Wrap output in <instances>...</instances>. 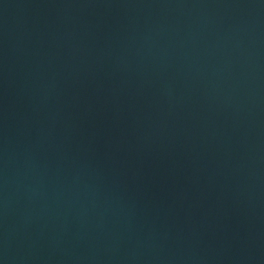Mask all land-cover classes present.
I'll return each instance as SVG.
<instances>
[{
  "label": "water",
  "instance_id": "obj_1",
  "mask_svg": "<svg viewBox=\"0 0 264 264\" xmlns=\"http://www.w3.org/2000/svg\"><path fill=\"white\" fill-rule=\"evenodd\" d=\"M0 264H264V0H0Z\"/></svg>",
  "mask_w": 264,
  "mask_h": 264
}]
</instances>
